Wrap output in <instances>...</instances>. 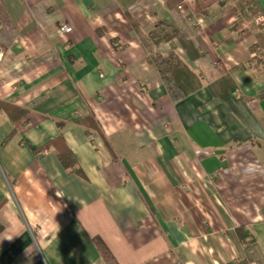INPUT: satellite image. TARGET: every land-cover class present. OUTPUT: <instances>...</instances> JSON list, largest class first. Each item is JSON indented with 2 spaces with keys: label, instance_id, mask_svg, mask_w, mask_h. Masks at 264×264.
I'll return each mask as SVG.
<instances>
[{
  "label": "crops",
  "instance_id": "crops-1",
  "mask_svg": "<svg viewBox=\"0 0 264 264\" xmlns=\"http://www.w3.org/2000/svg\"><path fill=\"white\" fill-rule=\"evenodd\" d=\"M0 5V100L29 110L0 111V264H107L96 236L120 264H264V0L179 3L198 53L159 50L206 79L177 102L143 42L165 0Z\"/></svg>",
  "mask_w": 264,
  "mask_h": 264
},
{
  "label": "trees",
  "instance_id": "trees-1",
  "mask_svg": "<svg viewBox=\"0 0 264 264\" xmlns=\"http://www.w3.org/2000/svg\"><path fill=\"white\" fill-rule=\"evenodd\" d=\"M181 1L182 0H165L166 7L171 10L177 20V23L159 21L143 38L144 46L149 54L148 61L154 64L158 69L174 102L183 99L196 89L200 88L205 83L206 79L202 76V73L192 68V66L181 56V54L178 53L176 47L171 48L166 53L159 50V46L162 43L177 38L190 56L194 57L195 54L198 53V49L194 46L192 41L193 32L185 19L182 17L178 8ZM16 35L17 33L14 30V25L11 22L7 10L0 5V48L8 50ZM2 110L8 114L13 122L19 121L29 112L27 108L0 100V111ZM59 137L60 139L62 138L61 135ZM119 167V162L114 160L112 168H114L116 175L120 174ZM104 175L110 182V168L109 170L105 169ZM123 183L124 181L120 179V183L115 185H122ZM246 228L247 227L243 226H239L237 228L238 235L243 242H245L250 236V230ZM92 240L107 264H120L102 238L96 236ZM246 252V258L237 264H252L256 260L257 262L259 261L258 252L252 249L251 245L247 246Z\"/></svg>",
  "mask_w": 264,
  "mask_h": 264
},
{
  "label": "built area",
  "instance_id": "built-area-1",
  "mask_svg": "<svg viewBox=\"0 0 264 264\" xmlns=\"http://www.w3.org/2000/svg\"><path fill=\"white\" fill-rule=\"evenodd\" d=\"M249 9H250V6H246V8H245L244 11L247 12ZM258 19L261 20V21L263 22V21H264V15H260ZM60 29H61V31H63V32H69V31L72 30V26H71L70 24H65V25H63ZM252 264H257V263L253 262Z\"/></svg>",
  "mask_w": 264,
  "mask_h": 264
}]
</instances>
